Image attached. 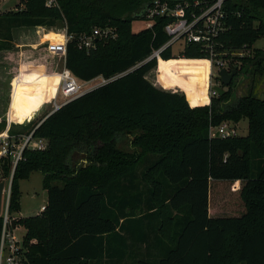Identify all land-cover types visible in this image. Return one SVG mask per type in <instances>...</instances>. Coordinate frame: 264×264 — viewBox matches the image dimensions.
Segmentation results:
<instances>
[{
	"label": "trees",
	"instance_id": "obj_1",
	"mask_svg": "<svg viewBox=\"0 0 264 264\" xmlns=\"http://www.w3.org/2000/svg\"><path fill=\"white\" fill-rule=\"evenodd\" d=\"M18 1L23 7L0 14V49L14 28L59 22L72 36L65 65L78 79L134 68L55 110L34 132L45 148L24 149L9 211H20L19 181L33 171L47 194L43 211L15 218L30 264H264V95L249 90L230 104L231 81L206 104L210 61L194 42L145 61L169 38L164 17L132 29L151 0ZM224 8L231 26L217 49L252 48L264 37V0H227ZM95 26H113L117 36L85 52L77 38ZM252 51L233 66V78L242 69L262 72L264 49ZM154 68L158 84L182 92L150 82ZM243 118L245 135H211L223 121ZM122 136L130 149L120 146ZM1 224L0 217V231Z\"/></svg>",
	"mask_w": 264,
	"mask_h": 264
},
{
	"label": "built area",
	"instance_id": "obj_2",
	"mask_svg": "<svg viewBox=\"0 0 264 264\" xmlns=\"http://www.w3.org/2000/svg\"><path fill=\"white\" fill-rule=\"evenodd\" d=\"M227 0H151L147 3L137 16V20L142 24L141 28H150L154 21L159 17L167 19L163 30L169 36L165 44L155 49L146 59L160 57V52L166 47L179 42V51L183 49L186 43L194 42L201 45V50L207 54L210 61V82L207 95L209 98L218 96L216 90L212 89L213 84L222 86L219 80L212 81L213 74L219 69L224 68L228 72L235 66L228 59V52H219L217 46H222L218 41L219 35L230 28L227 21V12L224 4ZM47 7L58 6L56 0H45ZM117 36L116 28L113 26L98 27L95 26L89 33L81 34L77 38V45L85 52H90L97 45V41L115 38ZM72 36L63 29L61 40H46L45 50L49 55H60L63 57L62 67L59 71L58 89L62 97L61 102L53 100V109L57 110L63 103L71 101L86 91L102 86L120 75L134 69L130 68L122 73L111 77L97 76L87 81L78 79L65 65L66 45ZM247 45L243 44L237 49H233V55L237 58L248 55ZM225 50V49H224ZM231 51V50H230ZM227 56V57H226ZM234 57V58H235ZM237 67V66H236ZM147 78V77H146ZM148 79V78H147ZM157 84V82H154ZM155 85V84H154ZM165 89V88H164ZM226 89V87H225ZM174 92H178L175 91ZM181 92V90H180ZM42 121V120H41ZM41 121L39 123H41ZM37 123L28 133L8 134L0 132V181L4 182L3 197L1 204L0 217L2 218L0 231V264H30L25 254L23 246V235L18 236L15 233L16 224L12 227V220L15 221L16 214L9 211L10 188L13 171L19 160L23 158L24 149L43 150L46 142L42 137L34 136ZM221 138H231L238 136L237 130L227 122L211 129V135ZM226 157V155H225ZM5 164L10 165V173L6 174ZM45 205L39 208V213L43 211ZM38 214V213H37Z\"/></svg>",
	"mask_w": 264,
	"mask_h": 264
},
{
	"label": "rangeland",
	"instance_id": "obj_3",
	"mask_svg": "<svg viewBox=\"0 0 264 264\" xmlns=\"http://www.w3.org/2000/svg\"><path fill=\"white\" fill-rule=\"evenodd\" d=\"M21 7L23 5L21 6L18 0H0V14ZM141 26L142 24L138 21L132 23L133 31L139 30ZM64 28L58 22L53 27L37 25L17 27L11 30L12 37L7 42L9 47L0 49V132L26 133L52 111L54 99L57 102L62 101L57 89L58 74L62 67L63 57L49 55L45 50L44 42L46 40H61ZM179 48V42L173 44V55L177 54ZM252 48L264 49V37L258 39ZM252 48L247 49L248 55L246 56H253ZM219 52L230 53L228 56L230 63L235 64L237 68L241 66L242 61L233 55V49H221ZM262 66L264 67V61ZM146 77L156 87L164 89L161 84L154 83L156 82L155 68L147 72ZM213 79L211 80L214 81ZM232 81H234V85L232 87L233 95L228 101L230 104L235 102L237 97L248 93L249 90L255 97L262 98L264 95V68L260 73L245 72L242 69ZM164 90L180 92L178 88ZM210 99L206 104L210 103ZM223 122L234 127L238 135L247 133V119ZM128 137L119 138V144L124 149H130ZM75 160H78V163L83 162L81 156H75ZM148 183L144 182L143 188L149 186ZM19 185L21 192L20 215L27 217L39 213L40 206L45 205L47 200L46 191L42 187V173L40 171L31 172L28 178L19 181ZM211 210L215 212V215L230 214L228 210L222 211L216 208ZM15 233L22 236L25 233L24 227L17 226Z\"/></svg>",
	"mask_w": 264,
	"mask_h": 264
},
{
	"label": "water",
	"instance_id": "obj_4",
	"mask_svg": "<svg viewBox=\"0 0 264 264\" xmlns=\"http://www.w3.org/2000/svg\"><path fill=\"white\" fill-rule=\"evenodd\" d=\"M236 74V67L232 68L229 72L224 69V68H221L218 70V72L214 73L213 74V77L217 80L220 81V83L222 84L219 85V84H213L211 87L212 89L216 90V92L218 93V95H223L226 91L225 87L229 86L230 85V82L233 78V76ZM90 91V90H89ZM87 92V91H86ZM85 92V93H86ZM84 94V93H83ZM69 102V101H67ZM67 102L63 103L61 106H63L64 104H66ZM60 106V107H61ZM59 107V108H60ZM55 110H52L50 111L43 119L42 121L47 117L49 116L51 113H53ZM218 134L215 133V136H217ZM3 186H4V182L3 181H0V211H1V204H2V197H3ZM16 216H18V213L16 214ZM12 224V227L15 226V221L12 220L11 222Z\"/></svg>",
	"mask_w": 264,
	"mask_h": 264
},
{
	"label": "crops",
	"instance_id": "obj_5",
	"mask_svg": "<svg viewBox=\"0 0 264 264\" xmlns=\"http://www.w3.org/2000/svg\"><path fill=\"white\" fill-rule=\"evenodd\" d=\"M155 86H156V85H155ZM44 190H45V189H44ZM45 191H46V190H45ZM217 210H218V209H217ZM19 212H20V211H19ZM19 212H18V215L21 216ZM214 213H215V212H212V210L210 209V214L215 215ZM35 215H36V214H35ZM21 217H23V216H21Z\"/></svg>",
	"mask_w": 264,
	"mask_h": 264
},
{
	"label": "flooded vegetation",
	"instance_id": "obj_6",
	"mask_svg": "<svg viewBox=\"0 0 264 264\" xmlns=\"http://www.w3.org/2000/svg\"><path fill=\"white\" fill-rule=\"evenodd\" d=\"M233 79V78H232ZM232 81V80H231ZM231 83V82H230ZM228 87V86H227Z\"/></svg>",
	"mask_w": 264,
	"mask_h": 264
}]
</instances>
